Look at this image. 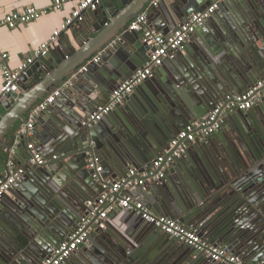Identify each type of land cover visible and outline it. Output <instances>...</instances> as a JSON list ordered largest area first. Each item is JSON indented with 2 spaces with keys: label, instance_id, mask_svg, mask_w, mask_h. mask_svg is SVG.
I'll return each instance as SVG.
<instances>
[{
  "label": "water",
  "instance_id": "95a60500",
  "mask_svg": "<svg viewBox=\"0 0 264 264\" xmlns=\"http://www.w3.org/2000/svg\"><path fill=\"white\" fill-rule=\"evenodd\" d=\"M110 1L87 10L92 23L85 22L80 34L88 37L77 41V49H63L59 41L21 77L19 93L0 99V179L23 168L0 195V264H41L89 214L88 201H96L104 185L131 168L149 169L181 129L264 77V0L220 1L215 16L135 87L145 93V104L131 108L132 92L124 105L88 126L86 117L149 60L144 31L129 30V23L145 12L153 29L167 36L213 0L178 3L173 16L161 10V1ZM95 56L98 61L80 72ZM159 70L166 71L160 83ZM57 88L59 94L46 102ZM40 104L31 133L45 163L29 165L28 151L19 154L27 139L18 130ZM225 123L211 138L195 139L167 167L166 177L143 185V202L245 261L264 264V99L254 108L235 109ZM112 211L101 220L104 228L94 227L62 264H219L120 205L119 216L107 223Z\"/></svg>",
  "mask_w": 264,
  "mask_h": 264
},
{
  "label": "built area",
  "instance_id": "2783aa9c",
  "mask_svg": "<svg viewBox=\"0 0 264 264\" xmlns=\"http://www.w3.org/2000/svg\"><path fill=\"white\" fill-rule=\"evenodd\" d=\"M68 1L69 0H54L51 8L59 10ZM74 1L76 2V6L64 20L61 28L57 30L49 40L42 42L37 48L31 51V53L15 68L7 64L8 53L0 50V70L2 75L0 99L6 94L19 93L21 77L26 74L28 68L39 57L47 53L49 48H53L56 45L58 34L62 31H67L76 21H80L87 10H94L102 3V0ZM159 1L161 0H151L150 3L156 4ZM220 1L225 0H213L203 11L192 13L173 33L167 36L153 29L147 20L145 12L137 15L129 23L128 29L144 31V40L150 47L149 60L142 68L137 69L131 78L115 87L109 96L108 103L99 107L97 111L89 114L86 117L85 124L88 126L93 125L100 121L111 109L121 104L124 98L132 93L136 85L150 77L154 69L161 66L167 57H172L176 51L181 49L190 33L215 12ZM42 12L43 11L33 5H27L22 10L12 11L1 16L0 27L5 26L14 29L19 25L36 20L41 16ZM98 59V56H95L87 61V63L81 67V71H87V64L97 62ZM60 91L61 88H57L46 98V102H51ZM261 99H264V77L253 87L241 94L227 96L226 101L216 104L203 120H196L181 129L170 140L163 152L152 160L149 169L138 171L135 168H131L128 170L125 177L113 181L109 187L104 185V191L100 194L98 199L94 202L88 201V205L91 207L89 214L82 220L69 238L60 242L51 255L42 260L41 264H62L65 262L69 256L86 241L94 227L104 228V224L101 220L105 219L106 215L117 205H120L125 210L140 214L145 221L153 224L157 230L204 253L212 262L219 264H256L245 261L238 254L230 252L224 247L210 243L207 238L201 235L198 229L185 226L177 219L152 213L144 203L132 199V197L124 193V191L127 192V190L135 186H141L163 179L166 176L167 167L175 161L176 158L180 157L195 139L205 140L207 137H210V135L217 133L224 125L225 118L229 112L235 109H250ZM42 107L43 104H40L30 111L27 114V124L22 125L18 130V135L27 139L25 149L28 151L27 162L29 165H43L45 163L44 157L36 150L33 141L29 139L32 137L31 129L33 122ZM53 158H56V155L53 156ZM94 161H97V159ZM92 166V161H90V167ZM101 170L102 167L97 165L96 171L100 172ZM22 171L23 168L17 167L14 171H10L8 177L0 179V195L15 182ZM116 194H120V196L116 197ZM95 216H97V219L94 220ZM92 220H94V222H92Z\"/></svg>",
  "mask_w": 264,
  "mask_h": 264
},
{
  "label": "crops",
  "instance_id": "0c3cea01",
  "mask_svg": "<svg viewBox=\"0 0 264 264\" xmlns=\"http://www.w3.org/2000/svg\"><path fill=\"white\" fill-rule=\"evenodd\" d=\"M53 1L54 0H0V17L12 11L22 10L27 5H33L34 7L43 11L41 16L38 17L36 20L19 25L14 29H10L5 26L0 27V50L8 53L7 64L10 67L15 68L17 65L21 63V61L28 54L31 53V51L37 48L42 42L49 40L54 35V33L61 28V25L63 24L64 20L70 15L71 11L76 6V2L74 0H69L61 9L59 10L52 9L51 6L53 4ZM103 1L106 5H109L111 2L110 0H103ZM184 1L186 0H161V10L173 16L174 12L180 11L181 5L179 6L178 3L183 4ZM85 14L87 13H84L83 15L84 17L80 21L75 22L77 24L74 23L72 26L69 27L67 31H62L58 34L56 44H58V42L60 41V46H62L63 49H68V50H70L71 47H73L74 49L78 48L77 41L86 39L88 37V36H82L80 34V31L85 26V22L88 20L85 17ZM213 14L212 16H215ZM88 22L92 23L91 20H88ZM200 36L201 35H198L197 33V36L194 40L195 43L199 40ZM148 59H149V55H148ZM173 65H174L173 62H170V66ZM79 71L84 72L81 71V68L79 69ZM159 72L160 73L156 75V78L158 79V83H160V80L165 79L166 71L159 70ZM1 84H2V75L0 70V87ZM135 87L132 92L136 93V99L133 100V105L131 108L137 110L140 108L139 104H145L146 97H144L145 93L144 94H139V92L137 93L135 91ZM123 102L121 103L122 105L125 104ZM4 110L5 109L2 103H0V112H3ZM233 111L227 114L226 122L227 120H230L231 122V119L233 118ZM225 126L226 123L216 134L222 132ZM213 135L215 134H212L210 135V137L207 138H211ZM29 139L31 141H34V136L30 137ZM26 152H27L26 149H21L19 153L20 157L23 158V156L26 155ZM13 167L14 165L10 163L9 168L12 169ZM142 186L143 185H141V187L136 186L132 188L130 192L124 191V193L129 194L132 197V199L144 203L143 195L141 192V188H143ZM115 208L114 211H112L114 212L112 213L114 215L108 217V220H106L107 223H109L111 220L119 216V213H115Z\"/></svg>",
  "mask_w": 264,
  "mask_h": 264
},
{
  "label": "trees",
  "instance_id": "16d2710c",
  "mask_svg": "<svg viewBox=\"0 0 264 264\" xmlns=\"http://www.w3.org/2000/svg\"><path fill=\"white\" fill-rule=\"evenodd\" d=\"M1 113H5V110L3 111V112H1ZM20 122L18 121L17 123H16V125H15V127H17V125L19 124ZM13 130V129H12ZM4 155V153H3V148L0 146V158L2 157Z\"/></svg>",
  "mask_w": 264,
  "mask_h": 264
}]
</instances>
